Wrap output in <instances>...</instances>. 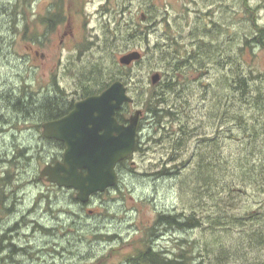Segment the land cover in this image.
I'll return each instance as SVG.
<instances>
[{"label": "rangeland", "instance_id": "374dc122", "mask_svg": "<svg viewBox=\"0 0 264 264\" xmlns=\"http://www.w3.org/2000/svg\"><path fill=\"white\" fill-rule=\"evenodd\" d=\"M157 1L161 7L160 14H168L167 19L174 24L175 30L166 32V27L159 24L149 29V43L140 39L126 43L118 41L110 46L108 43L116 41L115 20L122 14L120 0H65L63 6L67 16L54 30L45 31L41 25L34 26L42 36L40 44L24 39L22 27L26 21H18L16 26H12L14 5H18L19 1L0 0V159L6 157L10 160L0 165V173L10 170L13 174L12 182L4 193L7 197L5 204L12 207L13 211L2 213L0 245L7 247L12 243L17 249H23L13 254L15 248H6L0 252V264H127L124 256L147 233H153L151 239L157 250L172 254L177 252L178 245L184 240L195 241L197 246H201L202 241L209 238L208 233L203 236L206 225L190 231L157 225L160 214L176 215L190 209L200 211V203H188L181 199L176 183V169L164 176L157 174L164 166L167 169L173 167L174 164L167 162L174 146L172 138H166L163 142L157 140L160 133H156L151 115L144 111L149 92L154 86L151 76L157 72L155 62L145 55L148 48L159 41L164 42L167 35L177 34L178 30H181L178 42L183 47L190 45L189 31L185 32L184 27L187 22H193L194 9L198 5L204 8L208 6L215 17L222 19L224 25L229 27L227 33L233 37L245 38L244 34L249 29L247 25H250L249 17L241 8L242 0H213L205 3L203 0ZM50 2L32 0L27 3V8H23L24 16L28 14L27 18L32 24L46 15ZM249 2L260 7L257 12L258 22L264 26V0ZM23 3L24 0L17 6L18 13ZM133 9L138 12L136 0ZM162 19L163 16L159 18ZM175 19L183 20L182 29L179 24H175ZM66 30L68 34L65 36ZM239 44L237 40L236 46ZM253 46L244 53L243 66L245 72L255 73L256 79L253 81L264 93V44ZM130 50L140 52L145 61L141 66L133 63L128 70L130 77L125 74L127 71L123 73L129 82L130 96L134 99L123 113L128 118L138 109L144 112L140 142L143 151L136 152L125 166H119L120 179L115 188L109 193L95 196L89 205H83L76 199L77 194L73 190L61 189L40 180L41 170L49 161L57 160L61 153L50 150L38 134L33 135L29 130L31 125L24 116L27 115L26 111L21 114L14 112L5 97L26 94L28 98L33 91L40 92L49 82L61 85L73 84V80L110 82L114 76L119 75L122 67H129L121 65L119 58ZM101 60L104 66L101 80L90 78V68ZM223 68L222 71H229L227 65ZM208 79L204 76L202 82ZM188 96L194 105L202 103L203 96L199 94L198 88L193 96ZM246 98L238 103L239 98L236 97L233 104L230 98L229 102L224 103L230 111L220 129L227 133L224 155L228 157L235 158L241 155L243 148L250 146L247 127L252 131L264 127V113L253 110L252 105L246 102L250 99ZM40 99L43 100L42 94ZM40 99L37 101L40 102ZM44 116H35V121L41 123ZM189 116L195 125L194 122L201 121L203 112L195 110ZM232 117L236 120H229ZM183 118L187 120L186 116ZM239 120L245 122V125L242 126ZM202 133L210 134L206 130ZM200 137L201 133L197 132L191 138L193 144L189 149L198 148ZM253 154L251 159L255 160L259 170L264 167V152L254 150ZM253 178L257 179V176ZM233 184L240 187L234 212H261L264 207L263 187L252 183ZM188 196L193 197L192 194ZM259 221L263 219L246 224L257 226ZM15 225L21 227L20 233L12 232L14 235L11 239L2 243L3 235L8 234V230ZM238 232L239 229L234 228L231 236L238 239ZM204 262L209 264L208 259ZM238 263L244 264L234 259L229 262Z\"/></svg>", "mask_w": 264, "mask_h": 264}, {"label": "trees", "instance_id": "16d2710c", "mask_svg": "<svg viewBox=\"0 0 264 264\" xmlns=\"http://www.w3.org/2000/svg\"><path fill=\"white\" fill-rule=\"evenodd\" d=\"M18 1L20 5L22 0ZM31 1L24 0L20 13L16 10L18 5H14L15 11L11 23L12 26H16L18 21L19 23L26 21L22 27L24 39L40 44L42 36L39 35L38 30L34 29V26L41 25L45 31L54 30L67 15L62 0H59L49 5L45 16L31 24L27 18L28 14L24 16L23 11V8H27V3ZM120 1L122 14L120 13L114 24L116 41L108 40L111 41L108 43L110 46L118 41L126 43L135 40L137 42L140 39L149 43V29L159 24L166 27V32L174 29V24L167 19L168 14H160L161 7L157 0H136L139 5L138 12L133 9L135 0ZM210 1L213 0L202 2ZM115 8L117 10V6ZM241 8L248 15L251 25H247L250 32L249 29L245 32V36L243 35L245 38L228 34L229 27L224 25L222 19L215 17L208 6L204 8L198 5L194 9L193 22H187L184 27L185 32L189 31L190 45L183 47L178 42L177 37L181 31L178 30L177 34L167 35L164 42L159 41L147 49L145 56L148 55L150 60L155 62L161 80L149 92L144 111L151 115L155 131L160 133L157 140L163 142L166 138H172L174 146L171 154L168 155L167 162V164H174L173 167L167 169V166H164L157 174L164 176L176 169V183L181 199L188 203H200V211L190 209V211L184 210L176 215L160 214L157 225L168 226L180 231L195 230L206 225L203 236L205 237L207 233L210 236L202 241L201 246H197L195 241L184 240L178 245L177 252L172 254L165 250H157L151 239L153 233L150 235L147 233V236L134 244L132 251L124 256L127 264H205L206 259L209 264H229L231 259L244 264H264V207L262 206L261 212L248 211V213L236 214L234 212L237 208L235 201L240 187L233 184L236 182L252 183L264 189V167L258 170L255 160L251 159L254 150L264 152V127L254 131L249 127L246 128L250 146L243 148L241 155L235 158L224 155L227 133L220 129L230 111L225 108L224 103L229 102L230 98L233 104L236 97L239 98L238 103L248 97L250 100L246 102L252 105V109L264 113V93L253 81L256 79L255 73L245 72L243 66L244 53L250 46L264 44V26L259 24L257 17L260 7L253 6L249 0H242ZM143 15H145V20L142 19ZM161 16L163 19L159 20ZM174 22L179 24L181 29L183 28V20L175 19ZM237 40L240 41L238 47L236 46ZM131 51L133 50L129 52ZM144 61L145 57H142L135 64L141 66ZM226 65L229 71H222ZM131 66L122 67L119 75L114 76L110 81H123L128 87L129 94L131 91L129 82L123 73L127 71L125 74L130 77L128 70L132 68ZM90 69V78L101 80L104 70L102 60ZM204 76L209 78L205 83L202 82ZM196 88L203 96L200 105H194L193 100L188 96H193ZM26 97L27 95L23 94L17 98L5 97V100L14 112L21 114L26 111L27 115L24 114L26 118L37 105L34 116H43L55 111L54 104L46 99L37 102L33 101L35 98ZM14 101L17 102L14 103ZM195 110H202L203 116L201 121L198 120L193 125L189 113L192 114ZM183 116H186L187 120H184ZM229 120L236 119L232 117ZM239 123L242 126L245 125L242 120H239ZM205 130L210 134L202 133ZM197 132L201 133L197 141L200 145L197 149H189L193 144L191 138ZM140 142L141 136L138 138L136 152L143 151V144ZM185 151L187 152L184 155ZM9 161L6 157L1 158L0 165ZM244 164L248 166H243ZM125 165L126 162L120 164V166ZM10 172L9 170L6 173H0V221L3 219L2 213L13 211L5 204L7 199L5 190L11 184L13 177ZM257 173L262 175H257ZM255 175L257 179L253 178ZM253 180L257 181L252 182ZM191 194L193 197L189 198L188 195ZM256 216L259 217L255 218ZM259 218L263 221H259L257 226L246 224V222L255 220L257 222ZM234 228L239 229L238 239L231 236ZM41 229L46 230L43 227ZM20 230L19 225L11 227L8 230L10 236L7 233L4 234L2 243L8 238L11 239L14 235L12 232L18 234ZM236 241H238L237 244L231 245ZM9 247L16 249L13 254L23 251L9 243L7 247L1 244L0 252Z\"/></svg>", "mask_w": 264, "mask_h": 264}, {"label": "water", "instance_id": "95a60500", "mask_svg": "<svg viewBox=\"0 0 264 264\" xmlns=\"http://www.w3.org/2000/svg\"><path fill=\"white\" fill-rule=\"evenodd\" d=\"M141 58L140 52L131 51L119 62L130 66ZM160 80L159 72L151 76L152 85ZM133 102L125 83L116 80L101 94L76 103L63 119L45 123L44 136L67 142V149L61 161L45 165L40 179L76 191V199L83 205L116 187L118 165L136 153L143 111L136 110L126 125L119 123L117 113Z\"/></svg>", "mask_w": 264, "mask_h": 264}, {"label": "flooded vegetation", "instance_id": "af4514ba", "mask_svg": "<svg viewBox=\"0 0 264 264\" xmlns=\"http://www.w3.org/2000/svg\"><path fill=\"white\" fill-rule=\"evenodd\" d=\"M50 1H51L50 6H51V3L58 2L59 0H50ZM64 1L65 0H62V3H64ZM67 34H68V31L66 30L64 35L66 36ZM111 83L112 82L109 83V82H106L105 80L100 81V83L96 81L93 82V81L73 80V84H70V85H64V84L61 85L60 83L49 82L48 85L44 86L40 92H37V91L32 92V95L30 96V98H35L33 101H37V99H40V95L42 94L43 100L46 99V101H49L50 103L54 104L53 109L55 111L49 114H45L44 119L40 121L41 123H37L35 121L36 117L34 116L35 109L37 108L38 105L33 107L32 113L28 115L29 117H27L28 123L31 125V128H29L30 132L33 135L38 134L40 138L47 143V146L50 148V150H54V151L61 153V156L58 157L57 160L49 161L50 162L49 164H55L56 162L62 160L63 154L65 150L67 149V142L45 137L43 125L48 122H53V121H58L60 119H63L64 117L69 115L74 110L76 103L81 102L87 99L88 97L101 94ZM1 94L2 92L0 91V95ZM11 97L12 95H10V98ZM15 97L17 98V94L15 95ZM128 105L129 104L124 105L117 113V119L119 123L121 124L126 125L129 122L130 117L127 118V115L123 113L124 112L123 110ZM143 116H144V112H143L142 119H141L139 137L141 136ZM36 140H38V138H36ZM125 162L127 163L128 160H126ZM119 166L117 169L118 173H119ZM42 181H45V180H42ZM52 185L56 186L55 184H52ZM112 189L106 191L105 193H109ZM73 192H76V191L73 190ZM101 194H104V193L96 194L92 198H94L95 196L101 195ZM89 203L90 202H88L85 205H89ZM9 208H12V207H9Z\"/></svg>", "mask_w": 264, "mask_h": 264}]
</instances>
